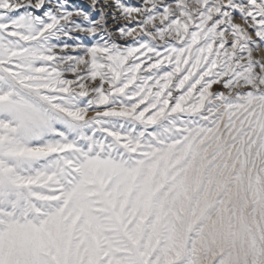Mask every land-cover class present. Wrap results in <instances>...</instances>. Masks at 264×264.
I'll return each instance as SVG.
<instances>
[{
  "label": "snow or ice",
  "instance_id": "1",
  "mask_svg": "<svg viewBox=\"0 0 264 264\" xmlns=\"http://www.w3.org/2000/svg\"><path fill=\"white\" fill-rule=\"evenodd\" d=\"M0 264H264V0H0Z\"/></svg>",
  "mask_w": 264,
  "mask_h": 264
},
{
  "label": "rangeland",
  "instance_id": "2",
  "mask_svg": "<svg viewBox=\"0 0 264 264\" xmlns=\"http://www.w3.org/2000/svg\"><path fill=\"white\" fill-rule=\"evenodd\" d=\"M73 5H79L81 7L87 8L89 4V0H71Z\"/></svg>",
  "mask_w": 264,
  "mask_h": 264
}]
</instances>
